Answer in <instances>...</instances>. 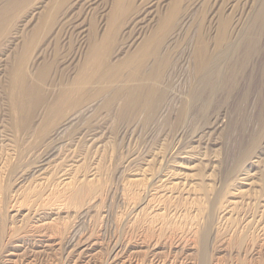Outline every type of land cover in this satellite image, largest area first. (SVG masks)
I'll list each match as a JSON object with an SVG mask.
<instances>
[{"label":"rangeland","instance_id":"obj_1","mask_svg":"<svg viewBox=\"0 0 264 264\" xmlns=\"http://www.w3.org/2000/svg\"><path fill=\"white\" fill-rule=\"evenodd\" d=\"M261 11L0 0V264H264Z\"/></svg>","mask_w":264,"mask_h":264},{"label":"bare ground","instance_id":"obj_2","mask_svg":"<svg viewBox=\"0 0 264 264\" xmlns=\"http://www.w3.org/2000/svg\"><path fill=\"white\" fill-rule=\"evenodd\" d=\"M258 18H259L258 23H260V27H261L259 29H262L263 28L262 25L264 22L263 21V19H264L263 11L260 12V14L258 15ZM255 42H256V38L251 36L241 43H239V42L235 43V50H234V48H229V49L225 50L224 52L218 53V56H216L214 59H211L207 64L203 65V63H200L199 65H197V71L199 73V78H198V83H197L198 86L196 87V89L192 93L193 100H196L201 96V93H202L201 90H204L206 88V89H210V91H212L215 87L220 85L222 81L229 82V81L233 80L234 79L233 77H236L235 75L237 74V72L239 70L238 66L240 64V61L239 62H237V61L233 62L232 61L233 64H231V67L229 66V68H228L229 70L227 71L228 72L227 74L225 72L223 74V72H222V67L225 66V65H223V63L230 61L232 56H234L233 52L235 51V54H236L238 49H240L241 47L244 50L243 58L240 56L242 58L241 60H243L246 57V55L251 53V50L256 49V43ZM235 59L238 60V58H236V57H235ZM245 62H246V59H245ZM245 62L242 61V64H244ZM242 64H241V66H243ZM235 81L236 80H233V83Z\"/></svg>","mask_w":264,"mask_h":264}]
</instances>
